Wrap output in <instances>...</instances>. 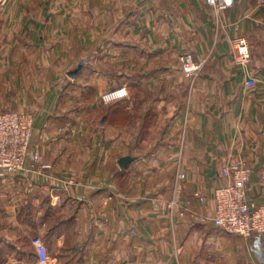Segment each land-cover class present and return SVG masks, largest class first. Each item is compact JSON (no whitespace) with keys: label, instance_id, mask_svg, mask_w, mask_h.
Returning a JSON list of instances; mask_svg holds the SVG:
<instances>
[{"label":"crops","instance_id":"obj_1","mask_svg":"<svg viewBox=\"0 0 264 264\" xmlns=\"http://www.w3.org/2000/svg\"><path fill=\"white\" fill-rule=\"evenodd\" d=\"M239 36L248 61L235 51ZM185 52L202 63L193 78L180 70ZM122 86L127 97L100 100ZM9 109L34 115L30 151L51 168L29 155L8 174L6 207L26 195L29 210L60 211L29 250L8 217L0 259L264 264V233L241 237L210 218L227 162L250 167L249 198L264 202V0L221 10L206 0H0V112ZM125 155L134 158L115 171Z\"/></svg>","mask_w":264,"mask_h":264},{"label":"built area","instance_id":"obj_2","mask_svg":"<svg viewBox=\"0 0 264 264\" xmlns=\"http://www.w3.org/2000/svg\"><path fill=\"white\" fill-rule=\"evenodd\" d=\"M216 10H221L233 4V0H206ZM236 53L243 61L250 59L247 39L239 36L234 41ZM182 75L193 78L201 69L202 63L194 56L185 52L179 55ZM256 80L250 77L246 85H254ZM127 95L124 86L106 91L101 95L104 101L122 98ZM34 129L33 115L21 110L10 109L0 112V173L17 174L25 168L27 157L30 155L39 169L49 168L47 163L39 161V152L30 151L31 138ZM181 178L185 177L180 173ZM264 178V174H263ZM221 182L212 191L213 214L210 217L214 224L223 231L249 237L253 233H264V202L256 203L249 198L250 167L243 161L227 162L220 168ZM205 203L207 197L197 195ZM173 201L169 203L172 205ZM195 219L207 217L194 215Z\"/></svg>","mask_w":264,"mask_h":264},{"label":"rangeland","instance_id":"obj_3","mask_svg":"<svg viewBox=\"0 0 264 264\" xmlns=\"http://www.w3.org/2000/svg\"><path fill=\"white\" fill-rule=\"evenodd\" d=\"M179 64H180V62H179ZM180 70H181V68H180ZM113 89H116V88H113ZM113 89L111 88L108 91L113 90ZM104 92H106V91H104ZM104 92H101L100 93V96H99L100 100L102 102H104V103L112 102V101H114L116 99H119V98H114V99L109 100V101H104L101 98V95ZM127 95L124 96V97H122V98L127 97ZM21 111H23L25 113H30L31 115H33L30 111H26V110H21ZM33 119H34V123H35L34 115H33ZM100 120H101V116L99 114V115H97L95 117V122L98 124V123H100ZM93 154H96V153H93ZM85 155H86V153H85ZM91 155H92V153H91ZM118 159H117V161L115 160L113 162V165H112V167L115 169V171L117 169L122 168L118 164ZM39 161L41 162L40 154H39ZM50 168H51V165H50L49 169ZM68 181L70 182L69 179H68ZM116 184L119 185L120 183H118V181H116ZM12 185H13V181L11 180L10 175L8 176V174H6V173H0V224H2L4 222L7 223V221L9 220L8 217L14 215L17 218V220L20 222L19 225H21V228H20V230H19V232L17 234V236L19 237V240H20L19 245H21L19 247H20V249L23 248V249L29 250V249H31V246H32V244L30 242V239L37 234V231L41 230L42 232H45V231L48 230L47 229L48 227L47 226L44 227L45 225H43L44 219H45V221H46V219L52 220L51 223H50V226H52V224H53V219L52 218L54 217L55 214H58L60 210L55 211L53 209V207H50L49 208V203H48V206L47 207L49 209H52V211L51 210L50 211L48 210L49 212H44V210H43L41 213H38L37 210H35V211L32 210V209L29 210V208H27V206H25L23 204V203H28V202H25V201H29V199H28V197L26 195L24 196V198L18 197L17 201L15 202L16 203L15 206L13 204L11 205L9 203L10 204V205L8 204L9 205L8 206L9 208H7L6 207L7 205H6L5 202L7 201V199L9 201H11V199H12V197L8 196V193L7 192L8 191H12V192L15 191L13 189V187H15V185L14 186H12ZM12 192H11V194H12ZM13 198H15V196H13ZM23 199H25L24 202H23ZM31 199L34 200V203L35 204H37L38 201H40V199L38 198V196L31 197ZM61 202H62V200H59L58 203L60 204ZM57 209H59V208H57ZM1 211H4V212H1ZM11 211H13V213H11ZM3 235H5V234H1L0 233V236L3 237ZM2 246H3L2 247V251H9V252L20 251V249L18 250L17 248H15L13 246H12V248H9L6 244L5 245H2ZM36 247H39L41 251H43V250L46 249L45 250L46 253L49 251L47 245L44 244V243H38V244H36ZM52 250H53V246H52ZM15 256H9L10 258H12V259H9V260L0 259V264H7V263L17 264L19 262H23L22 260H17V258ZM240 257L241 258L238 260V264H245L244 256L242 255ZM41 261H42L41 262L42 264H47L49 262L47 259H43ZM223 262H225V264L227 263L226 261H223Z\"/></svg>","mask_w":264,"mask_h":264},{"label":"water","instance_id":"obj_4","mask_svg":"<svg viewBox=\"0 0 264 264\" xmlns=\"http://www.w3.org/2000/svg\"><path fill=\"white\" fill-rule=\"evenodd\" d=\"M74 75V74H73ZM133 156L131 155H125V156H121L119 159H118V164L121 166V167H124L127 163H129L130 161L133 160Z\"/></svg>","mask_w":264,"mask_h":264}]
</instances>
